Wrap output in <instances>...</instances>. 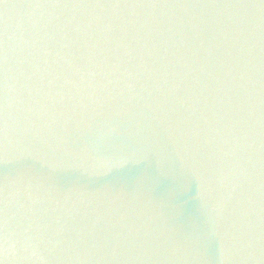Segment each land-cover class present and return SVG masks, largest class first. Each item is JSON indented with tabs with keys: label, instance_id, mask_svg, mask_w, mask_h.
Instances as JSON below:
<instances>
[{
	"label": "water",
	"instance_id": "water-1",
	"mask_svg": "<svg viewBox=\"0 0 264 264\" xmlns=\"http://www.w3.org/2000/svg\"><path fill=\"white\" fill-rule=\"evenodd\" d=\"M0 264H264V0H0Z\"/></svg>",
	"mask_w": 264,
	"mask_h": 264
}]
</instances>
